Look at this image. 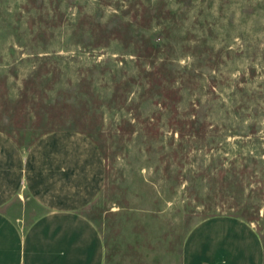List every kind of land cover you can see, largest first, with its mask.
Segmentation results:
<instances>
[{
    "label": "rangeland",
    "instance_id": "374dc122",
    "mask_svg": "<svg viewBox=\"0 0 264 264\" xmlns=\"http://www.w3.org/2000/svg\"><path fill=\"white\" fill-rule=\"evenodd\" d=\"M0 130L92 138L105 264H180L214 215L264 245V0H0ZM5 211L27 227L28 197Z\"/></svg>",
    "mask_w": 264,
    "mask_h": 264
},
{
    "label": "crops",
    "instance_id": "0c3cea01",
    "mask_svg": "<svg viewBox=\"0 0 264 264\" xmlns=\"http://www.w3.org/2000/svg\"><path fill=\"white\" fill-rule=\"evenodd\" d=\"M106 173L100 148L81 131H49L23 146L0 130V264H105L104 237L84 208ZM25 197L43 211L22 227L4 208ZM180 264H264V245L250 222L214 215L188 233Z\"/></svg>",
    "mask_w": 264,
    "mask_h": 264
}]
</instances>
